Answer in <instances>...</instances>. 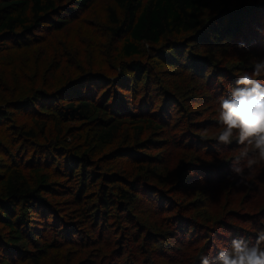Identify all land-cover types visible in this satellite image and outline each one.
Segmentation results:
<instances>
[{"label":"trees","instance_id":"1","mask_svg":"<svg viewBox=\"0 0 264 264\" xmlns=\"http://www.w3.org/2000/svg\"><path fill=\"white\" fill-rule=\"evenodd\" d=\"M94 1L0 0V57L7 53L9 44L18 38L29 39L32 50L19 58H11V61L3 63L0 67L18 70L20 75L21 72L29 70L32 75L23 78L29 82L36 81L43 73L40 72V63H43L41 56L46 58L45 61L52 69H61L60 65L64 60L67 61V58L59 54L57 61L61 59L62 62L53 64L54 59L49 56L51 53L47 50L52 41L46 39V36L62 32L69 24L78 21L91 9ZM114 3L115 6L108 8L107 20L113 36L112 50L117 60L108 71L95 68L101 57L98 45L104 37L98 34V31L101 32L100 27L98 29V26H94L85 42H81L85 43L86 50L82 49L80 44L71 49V52L80 51L82 56H88L86 65L93 67L92 73L83 71L76 77L70 73L68 75L72 79L65 77L67 80L62 82L61 86H57L60 79L52 78L51 85L46 84L50 88L48 92L41 91L37 82L31 83V96H41L48 100L46 105L38 104L40 113L46 116L42 121L36 120L32 128H25L23 141H26L30 148L36 149L34 144L41 142L33 139L38 131L43 137L46 121L50 119L60 127L54 143H45L38 147L43 151L45 161L51 153L64 157L68 168L62 170L63 180L56 184L61 185V199L67 197L62 204L55 206L44 199L46 193L55 190L52 180L54 175L47 167L38 166L40 163L34 166L35 155L30 161L24 162L29 172L33 173L31 179L35 185H32L28 174H24L22 169L0 166V169L5 170V173H0V264H44L48 260L50 261L46 264H71L72 256L77 261L76 264H108L107 261L114 258L117 264H123L116 258L121 259L126 255L139 264H154L150 258L156 257V247L159 244L163 249L166 248V236L173 234L180 241H185V237L181 239L184 233L176 228H181L182 223L192 224L193 218H178L176 213L163 217L161 210L150 213L145 218L144 226L142 218H139L140 223L137 221L134 224L139 225L138 228L141 227V233L139 232L133 240V243L138 244L142 239L141 244L137 246L143 248L139 253L136 254L134 247L118 251L116 241L105 239L107 232L111 231L110 219H114V222L119 219V227L134 217L133 208L140 201L137 190L139 183L141 189H151L150 181L153 177L161 185L171 181L181 184L185 178L189 179V182L198 180L196 176L186 177L185 174L179 178L174 176L175 173L163 175L158 167L151 164L155 157L151 154L153 150L167 141L158 138L164 137L170 127L172 113L168 109L167 116H163L162 104L169 107L170 99L166 87L158 86L157 83L156 91L162 104L159 110L150 109L153 98L150 93L154 86L149 80L151 68L149 69L150 64L140 57L143 58L150 48L152 55L163 61L162 63L172 67L181 63L184 68L182 71L195 73L202 79L207 76L208 83L210 80L213 83L211 93L218 97V103L219 98L231 95L232 90L237 87L238 76L234 73L241 71L232 70L227 61H222L223 59L216 56V52L221 47L230 46L247 53L249 49L256 48L254 46L258 43L257 48L262 50L257 52L263 55L264 42L261 40V34L264 33V0H114ZM118 9L121 10V15L117 12ZM217 27L219 34L213 41L210 37L218 33ZM76 35L82 38L79 33ZM186 41H193L194 49L199 45L209 49L210 44L212 51L208 50L209 55L203 56L193 49L187 61L179 62L176 54L184 52ZM239 44L244 47H238ZM77 57L81 55L73 59ZM32 68H35V71ZM173 71L174 68H170V72ZM218 72L222 74L217 76ZM86 73H91V76L86 81L81 80L86 77ZM41 76L39 80L42 79L45 83L46 77ZM116 77L118 79L114 81ZM143 80V87L140 88L139 84ZM88 82L92 86L87 87ZM232 83V90L228 91L227 88ZM196 95L191 99L194 103H197ZM19 99L20 95L9 97L0 102V105L7 104L6 109L17 111L21 109ZM136 99L137 103L134 102ZM174 105V108L186 110L180 93H177ZM198 111L206 110L203 108L196 110ZM191 113L194 112L187 111V116L188 120L193 121ZM181 117H184V114ZM203 122L204 119L191 123ZM71 123V132L68 133L67 130L66 134H61V126ZM76 125L80 126L81 131L76 129ZM185 144L193 147L194 142L189 140ZM206 147L204 151L209 152L211 146ZM213 147L217 148V145ZM180 149L182 159L194 156L184 148ZM111 158L131 160L134 167L128 173L124 169L120 172L112 171L106 163V160ZM145 167L148 168L145 170ZM202 167L209 175L223 171V165L218 161L204 162ZM232 181L213 183L209 179L208 184L201 187V190L205 194H214L219 183L232 184ZM150 192L157 194L158 188L148 191ZM178 204L177 209L183 210L181 202L178 201ZM19 206L23 210L20 214L17 211ZM191 206L195 207V204ZM134 210L138 211L139 208ZM195 218L200 219L199 216ZM252 223L259 226V229H264V210L260 219ZM171 226L176 228L170 230ZM97 228L101 234L96 231ZM256 232L254 229H234L224 238V244L213 246L217 252L207 256L215 259L219 251L228 247L233 239H244L250 245L254 244L257 239ZM73 235H76L77 240L72 239ZM79 246L84 249L81 250ZM190 247H193L191 242ZM212 249L210 248V251ZM173 250L176 251V256L173 260H168L170 263L166 261L167 263L157 264H201L200 257L205 255L204 252L198 256L187 252L184 254V245L176 246ZM6 251L19 256L15 258L5 255ZM141 253L145 254L143 260L139 258ZM124 264L132 263L126 260Z\"/></svg>","mask_w":264,"mask_h":264},{"label":"rangeland","instance_id":"2","mask_svg":"<svg viewBox=\"0 0 264 264\" xmlns=\"http://www.w3.org/2000/svg\"><path fill=\"white\" fill-rule=\"evenodd\" d=\"M109 6H115L114 0H95L91 9L84 13L78 21L69 24L62 32L54 33L52 36H46V39L49 38L52 41V43L48 45L47 50L51 53H48L49 56L54 59L52 60L53 64L62 62L61 59L60 61H57L59 54H61L63 58H67V61L64 60V62L60 65L61 69L54 70L48 65V62L45 61L46 58L41 56V61L43 63H40V72H43L41 75L46 77V79H44L45 83H43L42 79L39 80V78L42 77L41 75L38 76L34 82L24 81L23 78H27V76L30 77L32 75V72L29 70L25 73L21 72L22 74L20 75L18 70L14 71V69L11 68L0 67V102L9 97L12 98L16 95H20L19 103L21 104V109H17L18 107H16L17 111L6 109L7 104L0 105V166L22 169L24 174H28L27 177L32 183L31 178L33 177V173L29 172V169L25 167L24 162L30 161V159L35 155L33 162L34 166L40 163L41 165L38 166L47 167L55 176H53L52 179L54 181L53 188L55 190L44 195V199H46L47 202L53 206L62 204L65 200L64 198L67 197L64 196V198L61 199L59 195L61 185H57L56 183L58 181L62 182L63 179L61 172H63L62 170H65V168L67 169L68 166L65 163L66 161H64L65 159L63 156H57V154L54 153H51L49 159L45 161V158L42 156L44 155L42 154L43 151H41L40 147H38V145H44L45 143L52 144L55 142V137L57 136L60 127L55 123H52L50 119L46 121V131L43 134V137L40 135V131H38L33 139L34 141L37 139L41 142L37 145L34 144V146H37L36 149L30 148L26 145V141H23L24 131H26L25 128H32L35 125L34 123L36 120L42 121L46 116V114L40 113L38 106H43L44 104L46 105L48 100L41 98V96L39 98H35V96L32 97L31 83L37 82L41 91L48 92L50 91V88H48L47 85H51L53 80L52 78L60 79L57 86H61L62 82L67 79H72V77L68 75L70 73L74 74L75 77L80 76L83 71L92 73L91 70H93V67H87L88 64L86 65L88 56H82L80 51L71 52V49L76 48L80 44L81 48L86 50L87 47L85 43L81 42H85V39L89 37L94 26H98V29L100 27L101 32L98 31V34L104 37L98 45L100 48L99 50H101V57L99 64L97 63L95 68L108 71L110 66L117 60L113 54V36L111 35L109 22L107 20V16H109ZM117 12L121 15L120 9H118ZM213 21L211 22V26L214 24ZM217 30L218 33H214L210 37L213 38V41L216 40V36L219 34L218 27ZM78 33L82 36V38L76 35ZM261 40L264 42V34H261ZM30 42L31 41L29 39L22 38L13 40L12 43L10 42L11 44H9L7 53H5L3 57H0V65L11 61V58H19L20 56L32 51L29 46ZM184 44H187L184 52L176 54V59H180L179 62H182L183 60L187 61V57L194 49V45H192L193 41H186ZM256 44L258 45V43ZM257 45L254 47L257 48ZM256 48H251L247 53H244L230 46H226L219 48L216 52V56L223 59L222 61H227L231 65V69L236 72H251L255 61L257 59H264V53L262 55V53L257 52L262 49L257 48L258 50H256ZM194 50L199 51V54L203 56H207L209 55L208 50L212 51V48L210 44L209 49H204L203 46L199 45V47H196ZM79 55H81V57L73 59V57ZM140 58L143 59V61H146V63H149V69L151 68L149 80L154 86L153 91L150 93L153 95L152 107L150 109L153 110L154 108V110H159L162 104L160 99L161 97L157 95L158 93L156 91L158 85L163 86L164 88L166 87V92L170 99L169 107L162 104V114L166 117L168 109L172 113L170 127L167 129L164 137L158 138V140L166 139L167 141L166 143L158 146L156 150H153L151 154L155 157H153L152 160L154 162H151V164L158 167L160 169L159 172L163 175L166 173H175L174 176H178L179 178L185 174L186 177L196 176L198 180H192L189 182V179L185 178L184 182H181V184L171 181L161 185L158 181H155V178L153 177L152 181H150V183H152L151 189H141L139 183L137 185V190L139 192L140 201L138 205L134 207L139 208V210L135 211L133 208L132 214L134 217H132L124 225L120 224L119 227H117L119 219L115 222L114 219H110L109 223L111 225L109 229L111 231L107 232V237L105 239L116 241L117 246L120 248H118V251L134 247L137 254L139 253L138 251L143 249L137 247L141 244L142 239H140L138 244L133 243L137 234H139V232L141 233V227L138 228L139 225H134L137 221L140 223L141 220L139 218H142L143 226L146 224L145 218L156 210L163 211V217L176 213L178 214V218H181L182 216L193 218L191 221L192 224L182 223L181 228H176V226L170 227V230L173 228L181 229L182 233H184L181 239H184L185 237V241H180V239L173 234L168 235L169 237L166 236L168 240L166 248L163 249L159 244V246L156 247V257L150 258L154 264H157L166 261L170 263L168 260H173L176 256V251L173 250L176 246L178 247L184 245V254L187 252L192 253L194 256H198L204 252L205 255H208L217 252L215 251L216 248L213 246L216 244L219 246L224 244V238H227L230 231L234 229L259 230V226L252 223V221L256 222L259 220L264 210V169H257L256 173L248 181L247 185L239 183V177L228 179L230 175V165L225 161L230 158L233 151L238 146L235 142L227 146L221 145L218 144L216 140L211 138L216 134L219 128L216 119V107L218 105V103H216V98L218 97L211 93V87L213 84L212 81L210 80V83H208L206 79L207 76L202 79L200 75L190 73L187 70L182 71L184 68L181 66V63H176L173 67L167 63H162L163 61H160L152 55L150 48H148L145 52L143 58ZM170 68H174V71L170 72ZM33 69L35 71V68H32V70ZM199 70L200 69H198V71ZM68 71L70 72L67 73ZM91 73H86V77L81 78V80H88ZM241 73L234 74L239 76ZM221 74L222 73L220 72L216 73L217 76H220ZM65 77H67V79ZM117 79L118 78L116 77L114 81ZM259 79L261 83H264V74H262ZM144 81L145 80L141 81L139 84L140 88L143 87ZM131 83L133 84V80ZM155 83H157V85H155ZM44 86L45 88H42ZM89 86H92V84L88 82L87 87ZM232 87L233 83L227 88V90H232ZM217 89L220 90V87ZM177 93L181 94L186 110L178 109L176 107L174 108ZM77 94L78 93L76 92V95ZM195 95L197 103L191 101ZM201 95L204 97H200ZM134 102L137 103L138 99L134 100ZM10 105L12 106V104ZM203 108L204 111L206 110L205 112H196V110ZM189 110L190 112H194L191 113V118H193L191 120L196 121L204 119L205 122L200 124L191 123L193 121L188 120L187 116V111ZM3 114H5L6 117L3 118ZM182 114H184V117H181ZM144 115L146 116V113H144ZM71 126H73L72 123L68 124V126H61V134H66L67 130L68 133H70L71 129H73ZM76 129L81 131L79 125H76ZM204 129L208 130L209 138L207 139L202 138L200 135L201 131ZM47 138H49V140H44ZM189 140L194 142L193 147H189L185 144ZM208 141H210V143H208ZM214 145H217V148L213 147ZM206 146H211V150L209 152L204 151L205 148H207ZM180 148H184L189 154H194V156L189 159H182V150ZM159 152L161 153L157 155ZM213 161L221 163L223 165V171L219 174L209 175L203 170L202 166L204 162L209 163ZM106 163L107 167H111L112 171L115 172H120L124 169V171L128 173L131 172L134 167L132 161L128 159L122 161L111 158L106 160ZM146 168L148 167H145V170ZM0 173H5V170L1 168ZM58 176L61 177L59 178ZM209 179H211L213 183L234 180L232 181V184H228L226 182L219 183L216 187V193L214 194H205L201 190V187L206 186ZM32 185H35V183L33 182ZM156 187L158 188L157 194L151 192L148 193V191L155 189ZM168 187L172 188L168 189ZM160 191L163 193H160ZM1 192L2 185H0V193ZM178 201L181 202L184 211L181 208L177 209L179 206ZM196 202H198V204H196ZM193 203L195 204V207L191 206ZM180 210H182V213ZM17 211L18 214H20L23 210L19 206ZM196 216H199L200 219L197 220L195 218ZM168 227L169 226H166V228ZM96 231H99V228H97ZM99 233L101 234L100 231ZM141 237L143 238V235ZM72 239L77 240L76 235H73ZM190 242L193 247H190ZM79 247H81V250L84 249L83 246ZM187 247L190 248L186 249ZM210 248H213L212 251H210ZM81 253L84 252H80V254ZM5 255H11L15 258L19 256L16 253H10L7 251L5 252ZM0 256H2V253ZM139 258L143 260V258H145V254H139ZM116 260L123 264L126 260H130L132 264H139L138 262H135L133 258L129 259L127 255L121 257V259L116 258ZM49 261L50 260L44 262V264ZM76 262L77 261L72 256L71 264H76ZM107 263L117 264L115 262V258L113 260H108Z\"/></svg>","mask_w":264,"mask_h":264},{"label":"clouds","instance_id":"3","mask_svg":"<svg viewBox=\"0 0 264 264\" xmlns=\"http://www.w3.org/2000/svg\"><path fill=\"white\" fill-rule=\"evenodd\" d=\"M262 74L264 59H257L251 72L245 71L238 76L237 87L231 95L219 98L216 107L219 128L211 137L221 145L237 144L225 161L230 165L228 179L239 177V183L245 185L257 169L264 167V83L259 79ZM200 135L209 138L207 129ZM256 235V242L251 245L244 239H233L215 259L202 255L201 264H264V229L257 230Z\"/></svg>","mask_w":264,"mask_h":264}]
</instances>
